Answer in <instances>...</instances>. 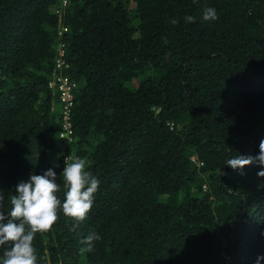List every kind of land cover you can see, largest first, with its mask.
Segmentation results:
<instances>
[{"label": "trees", "instance_id": "16d2710c", "mask_svg": "<svg viewBox=\"0 0 264 264\" xmlns=\"http://www.w3.org/2000/svg\"><path fill=\"white\" fill-rule=\"evenodd\" d=\"M61 44L72 140L50 85ZM262 139L264 0H0L2 210L31 174L63 188L70 155L99 180L83 222L36 234L37 264H255L264 178L226 161Z\"/></svg>", "mask_w": 264, "mask_h": 264}, {"label": "clouds", "instance_id": "9594fccd", "mask_svg": "<svg viewBox=\"0 0 264 264\" xmlns=\"http://www.w3.org/2000/svg\"><path fill=\"white\" fill-rule=\"evenodd\" d=\"M216 19L215 9L205 7L203 20ZM185 20L193 23L195 18L189 16ZM226 165L239 170L241 174L245 167L256 165L260 169L257 177L264 178V139L259 143L258 155H237L228 159ZM86 168L85 159L72 155L66 157L61 174L63 188L57 183L56 173L51 168L42 175L31 174L28 181L20 182L15 194L9 197L10 210L7 213L2 210L5 195L0 192V248H3L0 264H37L38 257L33 245L36 234L50 232L60 213L75 222H83L87 218L93 206L94 194L99 188V180ZM61 191L63 200L57 195ZM261 236H264V231ZM100 239L99 234L90 233L82 242L88 247L82 248L81 252H91L93 242ZM261 261H264V254L256 257L255 264H261Z\"/></svg>", "mask_w": 264, "mask_h": 264}, {"label": "built area", "instance_id": "2783aa9c", "mask_svg": "<svg viewBox=\"0 0 264 264\" xmlns=\"http://www.w3.org/2000/svg\"><path fill=\"white\" fill-rule=\"evenodd\" d=\"M65 1L63 2L64 5ZM61 35V34H60ZM65 46L63 44L59 47V56L56 58L58 75L54 76L50 85L53 88H57L59 91V102L62 106V116L64 118L63 121V131L60 135L61 138H66L72 140L73 135V122H72V109L74 107L75 98L73 96V90L75 88V84H73L70 79L65 77L62 71L66 68V64L64 61L65 57Z\"/></svg>", "mask_w": 264, "mask_h": 264}, {"label": "rangeland", "instance_id": "374dc122", "mask_svg": "<svg viewBox=\"0 0 264 264\" xmlns=\"http://www.w3.org/2000/svg\"><path fill=\"white\" fill-rule=\"evenodd\" d=\"M58 106V105H57Z\"/></svg>", "mask_w": 264, "mask_h": 264}]
</instances>
